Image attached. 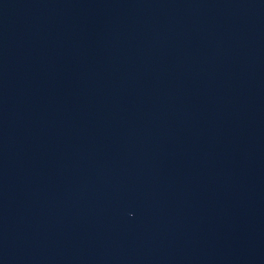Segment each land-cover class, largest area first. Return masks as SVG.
Returning <instances> with one entry per match:
<instances>
[{"label":"water","instance_id":"obj_1","mask_svg":"<svg viewBox=\"0 0 264 264\" xmlns=\"http://www.w3.org/2000/svg\"><path fill=\"white\" fill-rule=\"evenodd\" d=\"M0 264H264V0H0Z\"/></svg>","mask_w":264,"mask_h":264}]
</instances>
